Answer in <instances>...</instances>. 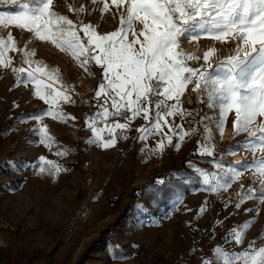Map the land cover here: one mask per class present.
<instances>
[{"label":"rangeland","instance_id":"rangeland-1","mask_svg":"<svg viewBox=\"0 0 264 264\" xmlns=\"http://www.w3.org/2000/svg\"><path fill=\"white\" fill-rule=\"evenodd\" d=\"M107 2L108 10L103 13L102 0H53L52 8L75 24L91 25L103 35L120 27V13L111 0ZM70 6H83L84 10L70 11ZM16 11H20L17 6L0 5V12ZM135 27L139 30L141 26ZM9 34L15 50L6 52L11 64L2 66V73L17 78L22 89L30 87L31 91L33 87L23 84L30 70L21 73L13 69L44 67L45 76H52L49 80L59 86L57 91L71 98L65 102L61 96L56 105H70L73 113L72 119L45 128L52 138L49 146L41 142L43 133L34 130L37 137L27 141L34 149L31 155L21 157L18 149L26 142L20 134L26 129L17 124L23 119L17 121L9 114L13 118L9 126L4 115L29 108H10L0 98V249L11 251L13 264H218V247L229 253L250 250V242L255 249L264 247V203L255 198L240 203L238 195L241 186L260 189L261 177L253 171V161L258 163L264 152L253 154L245 148L248 133L234 135V112L225 121L224 127L230 129L225 138L217 129L219 107H210L207 94L203 90L192 92L194 84H189L180 98L183 115L167 116V125L161 120L159 131L152 127L156 113L168 109L162 106L157 110L155 103L161 97L152 96L149 119L141 113L127 123V129L109 132L107 129L114 126L98 121L104 109L112 107L110 98L95 95L98 86L106 83L101 66L92 61L82 67L69 52L50 41H41L15 26L0 27V37L7 39ZM79 35L84 37L83 32ZM179 43L183 51L199 58L187 61L193 68H201L205 51L215 49L209 61L213 68L208 69L215 74V65L235 54L238 41L222 43L200 37L189 42L184 37ZM172 103L166 101L167 105ZM261 122L264 118L257 117L252 129ZM168 125L174 131L169 132ZM93 127L101 133L99 139ZM143 128L151 129L153 136L148 131L141 139L138 129ZM166 136H171V143ZM109 137H115L114 145L101 147L100 141ZM160 142L163 147L158 150ZM232 147L245 165L242 175L235 179ZM206 151L212 154H202ZM40 157L61 170L42 165ZM161 173L185 179L193 176L201 186L179 191L159 208L134 196L133 189L161 181L157 176ZM205 175L209 184L203 182ZM245 223L248 227L243 241L236 244L232 230Z\"/></svg>","mask_w":264,"mask_h":264},{"label":"snow or ice","instance_id":"snow-or-ice-1","mask_svg":"<svg viewBox=\"0 0 264 264\" xmlns=\"http://www.w3.org/2000/svg\"><path fill=\"white\" fill-rule=\"evenodd\" d=\"M111 3L120 13V27L103 35L98 34L91 25H77L68 17L57 14L52 8L53 0H0V5H13L20 9L16 12H0V27L15 26L33 33L41 41H50L61 51L69 52L82 67L92 61L101 66L106 83L98 86L95 95L112 100V108L115 109L113 115H120L121 110L129 112L130 115L126 117L129 122L141 113L146 120L149 119L151 97H161L155 103L156 109L166 106L168 110L163 114L157 111L152 126L157 131L161 128V120L167 125V116L177 113L183 115L180 98L187 86L194 84L192 92L203 90L209 98V106L219 107L220 122L217 129L221 134L228 114L234 112V135L248 133L249 142L245 148L253 154L257 150L264 152V122L255 130L251 127L257 117L264 118V0H111ZM102 5L103 13L109 7L107 0H102ZM69 10L80 12L84 9L83 6L80 9L70 6ZM137 24L141 26L139 30L135 27ZM79 32L84 33L83 38ZM129 34L132 39H129ZM184 37H188L189 42L204 37L222 43L233 39L238 44L234 55L215 65L213 74L208 69L213 68L209 61L215 49L205 51V64L201 68L190 67L187 61L199 58L181 49L179 41ZM9 50H15L11 34L7 39L0 37V66L11 64L5 58ZM81 57L84 59L81 60ZM13 71L23 73L25 69ZM37 73L47 75L44 67L37 66L27 72V76L31 78L39 98L45 99L46 103H53L62 96L65 102H70L71 98L63 92L57 91L54 96L51 93L43 94L40 89L43 81L36 78ZM45 87L50 88L51 85ZM108 89L114 95H110ZM166 101L174 103L167 105ZM48 114L53 118L63 116L62 113ZM103 115L105 118L109 115L107 108ZM127 127V123L117 122L107 130L114 132ZM168 129L169 132L174 131L170 125ZM150 130L138 129L142 133L141 139ZM40 132L43 133L41 142L49 146L47 142L52 138L45 128H41ZM93 133L99 139L94 127ZM166 138L171 143V136ZM114 143L115 137L100 141L103 148L111 147ZM162 147L163 142L157 144L158 150ZM202 154L211 155L212 152ZM40 161L42 165L54 167L56 172L61 170L59 165L44 157H40ZM253 163L256 164L253 171L261 177V187L259 190H245L241 186L242 192L238 194L240 203L253 198L264 203V156L259 158L258 163L255 160ZM40 170L43 172L45 169L41 167ZM241 175L240 171H232V179ZM203 182L209 184L206 175ZM211 190L215 191L216 188L212 187ZM240 203L236 205L237 208ZM247 227L245 223L232 230L236 244L242 243ZM249 248L238 253L216 248L218 264H264V247L255 249L250 242ZM205 264L208 262L205 261Z\"/></svg>","mask_w":264,"mask_h":264},{"label":"crops","instance_id":"crops-1","mask_svg":"<svg viewBox=\"0 0 264 264\" xmlns=\"http://www.w3.org/2000/svg\"><path fill=\"white\" fill-rule=\"evenodd\" d=\"M28 67L29 65L24 66L25 70L28 69L33 71ZM36 78L43 81V83L40 85V89L43 94L47 95V93H51L52 96L55 95V92L58 90L56 87L59 86L56 84V82H54V80L51 81L45 75L41 76L38 75V73L36 74ZM23 84L25 86L30 85L34 90L29 91V89H22V83L20 84V80L18 81L17 78L4 75L2 73V66H0V98H3L4 102L8 103L7 105L10 108L28 107L30 110L35 111V113L30 117L21 120L20 123L17 124L19 127L23 126L24 129H26L20 134V137L23 138L26 144H23L22 147L18 149L21 157H26L31 155L34 149L32 146H30V144L27 143V141L33 140V138L37 137L33 132L34 130L40 131L41 128H46L48 125L55 127L62 119H72L71 114L73 113L70 105H67L63 102H60L62 103L60 106L56 105L58 104L60 97H58L53 103H46L45 99L39 98L35 94L36 89L31 81V78H29L27 75L24 77ZM46 85H51V89L45 90ZM49 112L53 114L62 113L63 116L53 118L52 115L48 114ZM37 117L40 119L38 120ZM97 131L101 136L99 130ZM153 134L154 133L152 130L149 131L150 137L153 136ZM108 139L110 140V137ZM10 252L11 251L7 247H4L2 250L0 249V264H13V259Z\"/></svg>","mask_w":264,"mask_h":264},{"label":"trees","instance_id":"trees-1","mask_svg":"<svg viewBox=\"0 0 264 264\" xmlns=\"http://www.w3.org/2000/svg\"><path fill=\"white\" fill-rule=\"evenodd\" d=\"M35 111H32L27 108H20L16 110H10L7 114L4 115L5 122L9 123V126L12 123L13 118L19 121L24 118L30 117L34 114ZM9 114L14 116L9 118ZM214 157H216L214 155ZM209 160L210 157H204ZM161 178L163 183L160 181H155L150 187H140L139 189H133L134 196L140 200L147 201L150 205L154 207H161L168 201H170L179 191H187L191 188H197L201 186V183L198 179L193 176H189L188 179L177 177L172 173H161L157 175Z\"/></svg>","mask_w":264,"mask_h":264},{"label":"built area","instance_id":"built-area-1","mask_svg":"<svg viewBox=\"0 0 264 264\" xmlns=\"http://www.w3.org/2000/svg\"><path fill=\"white\" fill-rule=\"evenodd\" d=\"M29 89H31L29 87ZM109 111V115L107 116V118L104 117L103 113H101L99 115V123L103 124V125H109V126H114L117 122L118 123H128L129 121L126 119V117H128L130 115L129 112H127L126 110H121V114L120 115H113L112 113L115 112L114 108H110L108 109ZM86 111H84L85 113ZM159 164V163H158Z\"/></svg>","mask_w":264,"mask_h":264},{"label":"bare ground","instance_id":"bare-ground-1","mask_svg":"<svg viewBox=\"0 0 264 264\" xmlns=\"http://www.w3.org/2000/svg\"><path fill=\"white\" fill-rule=\"evenodd\" d=\"M214 131V128L212 127V129ZM230 130V129H229ZM229 130L227 127H223V132L221 135H223L225 138L229 133ZM233 148V153H234V161H235V167H236V171H240L242 172L245 168L244 163L241 161V155L236 151V147H232Z\"/></svg>","mask_w":264,"mask_h":264}]
</instances>
